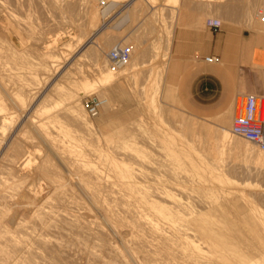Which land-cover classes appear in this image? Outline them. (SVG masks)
I'll return each mask as SVG.
<instances>
[{
  "label": "rangeland",
  "instance_id": "obj_1",
  "mask_svg": "<svg viewBox=\"0 0 264 264\" xmlns=\"http://www.w3.org/2000/svg\"><path fill=\"white\" fill-rule=\"evenodd\" d=\"M263 1L264 0H6L7 10H5V7L4 11L0 14V22L2 19L5 23L4 24L3 21L0 23V25H4L0 26L3 30L2 35L0 34V44H2L3 47L2 48L0 45V65L3 68L5 67L3 70L0 68L2 76L4 75L3 79H1L2 77L0 74V100L2 99L0 103L4 112L13 113L12 116L15 118L9 123V130H5L7 136L10 131L19 128L21 125L20 122L22 119L18 116L21 110L17 102H23L24 100V103L33 102L34 108L30 111L31 116L34 117L37 114L34 118L41 120L45 118L46 110L49 109L48 114L54 113L56 111L54 107L67 105L71 96L79 94L78 96L81 97L80 104L83 113L88 120L96 125L99 121L102 123L107 120H109L110 123H116L118 115L121 113L124 112L129 115L133 113L131 114L133 115V122L139 127V130L137 129L135 131L137 133H135V135H137L135 136V138H137L135 142L136 144L138 143V147L145 152L147 158H149L148 160L158 157L156 153H158L157 149H160V146L170 147L172 151L180 155L183 158V162L188 165L189 171H186L187 175L186 172H184V176L188 178L187 180H190L189 184L191 186L196 187L200 182H204L205 186H210V183H212L214 185L211 184V186L215 187L216 184L217 188H219L218 186L220 185L222 187L224 185L226 189L229 188L227 193H230L231 189V198L232 196L237 198L241 197L242 201L246 202V205L256 208L257 210L254 215L261 216L264 222V165L256 164L255 160H253V155H250L243 145L237 148L239 144H237L236 141L241 143L239 140L242 138L239 139L240 137L232 136L230 133V139L224 140L225 132L230 131L232 121L234 117H236L233 115L231 118L227 119L229 115V112H227L228 108H230V105L233 103L231 108L235 109L236 101L239 97L235 95L229 98L222 93L212 99L202 101L195 95L193 90L195 81L198 78L196 75L197 66L203 61L204 57L209 56L205 51L215 46H217L221 52L233 50L238 55L233 59L234 70L231 85H249L264 90V72L258 70L264 68L256 64H243L244 61L248 59L249 55H252V57L258 55L260 59L264 61V22L259 20L256 15ZM7 11H9V15ZM10 15H14L11 16L13 20ZM2 16H6L9 19L8 23L6 22L7 18L5 17V19ZM209 19L220 21L221 25L217 31L209 30L206 27V22ZM7 24H9V26ZM5 28L8 29L4 32ZM3 38L6 41H10L11 47L2 41ZM127 39H129V41L124 45L132 47V57L129 65L117 68V71H113L115 75L113 80L110 81L105 77V73L102 74L96 65L98 63L101 64V67H103L102 70L104 69V71L107 67L112 68L113 65L106 59V53L112 47ZM169 39L172 41L171 45L169 44ZM92 40L94 43L89 44ZM52 45L56 46V48L49 51ZM98 48H103L105 50L103 57H98ZM171 50L173 61H176L178 64L179 71L175 75L174 80H168V82H166V71L171 58ZM7 54L8 57L6 56ZM48 54H50V56ZM43 55H45V57ZM47 55L49 58H47ZM178 55H180V57H178ZM2 62L5 65H2ZM51 62H53L52 66H50ZM221 62L223 63V59ZM241 63L244 67H241ZM53 67H56V71ZM9 78H12V80ZM30 79L32 82H30ZM170 86L173 89H171ZM124 90L126 93L128 91V93L126 94ZM62 92L65 94L62 95ZM72 93L75 95H72ZM149 93H151L149 99L151 98L152 100H148L147 98V94L149 95ZM241 93L247 95L254 94L255 92L242 91ZM66 94L67 97H65ZM262 94L264 95L263 92ZM86 97H98L103 100H108L112 103V111L109 112L103 107L96 118L88 117L83 108V100ZM61 98L63 100H61ZM9 102H11V106ZM4 103H6L7 106H4ZM13 104L16 106L14 107ZM35 109L37 110L36 112L34 111ZM53 121L56 123L49 124V131L54 134L59 133L69 140L72 138V142L80 150L95 148L102 152L108 150L113 151L119 148L123 142L119 138V131H115V129L106 128L105 130L100 129L89 133L84 130L79 121H72L61 117H57L56 120L53 119ZM197 126H207L213 130L214 140L216 139L215 141L220 145V150L218 152L214 153L210 151L206 144H204L205 140L203 136L200 138V134H197L194 140L187 134L188 130L195 129ZM27 129L28 128H26V130ZM26 130L24 129V131ZM29 131L28 129L25 133L28 134ZM32 132L34 134V130ZM146 138L150 140L148 139L149 141H146ZM142 139H144V142ZM151 139H153V141H151ZM39 144L42 145L40 146L41 149L48 151L44 142L40 141ZM152 146H154L155 149H153ZM252 148L254 149V155L259 154L256 148ZM155 151L157 152L155 153ZM53 159L54 157H52V161ZM53 162L58 165V167L62 168H59L61 174H65L63 177H68L66 180L69 181L68 172L59 161L54 159ZM190 185L187 186L193 189ZM75 188H77L76 193L80 194L79 196L83 198L81 199L80 197L77 199H81L83 202L85 201L84 203L88 206L85 209L86 211L90 213L92 211L88 209L90 208L93 210L90 216L96 219V221L99 222L98 224H101L100 227L104 228L107 233L103 231L105 235L103 234L102 237L100 236L99 238H89V241L85 238L87 240H82L84 244H80L82 247H79L74 240L76 234L71 231L73 235L69 230H67V232L65 231L68 234L71 233L72 235H69L72 237L70 236V240L68 239V235H66L67 237L64 236L66 238L62 237V240L64 239L66 244L65 246L63 240V244L66 248L63 255L66 253L74 254H72V256L68 255L69 258H67V255H64V257H66L60 260V262L62 264L68 261V264H70V262H72L71 264H102V261L106 259V262L109 261L108 263L111 264L114 263L116 258L117 260H122L123 258L121 256H118L120 258L118 259V257L112 253L113 256L110 255L109 251L105 255L107 250L104 252L100 246H97L100 243L99 239L106 238L105 240L109 242V245L116 243L113 246L119 247V252L124 253L123 256H126L124 259L128 260L125 261L123 259V262L120 263V260L118 263L115 262L114 264H124L126 262V264H129V262L130 264H133V262L134 264H140L138 262L142 261V258L145 259L144 250L140 249L142 252L139 255H137L140 253L139 250H135L133 254L128 252L122 244L125 239H122V236L126 237V239L129 238V236H124L121 233L118 235L116 233L118 230L105 221L103 215L94 209L92 203L88 201L77 186H75ZM40 189L39 194L42 193L40 197L44 198L49 195L48 193H50V191L44 185H42ZM193 190L194 191L190 190L191 193L187 190V192L193 195V197L190 196L191 199L189 198V200L193 203L198 201V203L195 202V205H197L196 208L199 210L202 209L198 206L200 198L205 200L208 195L211 196L205 200L206 204L204 205L207 207V201L211 202L217 198L219 199V197L227 195L221 192L219 194L215 190L213 192L208 191L203 195L204 193L199 194V192H195L197 190ZM186 196L184 195V197ZM196 196H199L198 199ZM77 199L73 205L74 207H78V210L76 207L74 208L72 205H69L70 207L72 206L70 209L74 208L72 211L75 213L69 209V206L65 208L68 209L65 211L72 212V214L68 212V215L71 214L72 216H77L79 214L80 216L78 215V217L82 219L85 216L83 215L84 210L80 207H84V205H81L82 202ZM193 199H195V201ZM76 202L81 203L76 204ZM202 211L206 212V209H202ZM93 214L96 215L94 216ZM97 215L100 216L101 220ZM230 216L231 218L233 217V215ZM106 223H108V225ZM244 227L245 226H243V228ZM243 228L241 225L240 230ZM108 230L111 233L110 235H113L112 238H114V240L108 235ZM246 230L248 229H243L244 233L247 232ZM117 236L121 237L118 238ZM76 238L78 237L76 236ZM73 240L74 243H71ZM95 240L98 241L95 243L96 246L93 245ZM85 242H87V244ZM108 242L106 244H108ZM120 244L122 247L118 246ZM84 245L85 248L87 247L88 256L84 253L86 250L82 249ZM70 247L73 248L71 249ZM97 247L98 249L100 248L99 250L101 251H97ZM90 248H92V250ZM93 248H96L94 249L96 252L93 251ZM69 250H71L70 253H68ZM73 250L76 253L72 252ZM90 252L96 253L98 257L96 258L98 260H96ZM97 252H104V254H102L103 257H101V254L98 256L99 254ZM135 252L137 254H135ZM134 254L140 258H136L137 256L135 257ZM111 256L113 258H111ZM99 257L102 258H100V263L98 262ZM137 259L140 260L137 261ZM65 260L66 262H64ZM144 261L141 262V264H145L146 261ZM58 262L59 261H56L55 263L60 264V262Z\"/></svg>",
  "mask_w": 264,
  "mask_h": 264
},
{
  "label": "bare ground",
  "instance_id": "obj_2",
  "mask_svg": "<svg viewBox=\"0 0 264 264\" xmlns=\"http://www.w3.org/2000/svg\"><path fill=\"white\" fill-rule=\"evenodd\" d=\"M6 5V0H0V14L4 11ZM5 10H7V7ZM8 12L9 11H7V14ZM11 16L14 15H10V17ZM11 18L13 20V17ZM8 20L7 18V23ZM2 21L1 19V22ZM7 25L9 26V24ZM7 29L8 28H5L4 32ZM2 32L3 30L1 29V35ZM2 41L11 47L9 40L6 41L3 38ZM128 41L129 39L117 45H124ZM169 42L171 45V39H169ZM91 43H94L93 40L89 42V44ZM0 45L2 47V44ZM54 45H52V47L49 46L51 48L48 47L49 51L56 48ZM98 49V57H103L105 50L103 48ZM55 53L54 56L56 57ZM48 55L50 56V54ZM6 56L8 57V54ZM43 56L45 57V55ZM49 56L47 58H49ZM4 63L2 65H5ZM52 63L53 62H51L50 66L53 65ZM128 65L129 64L126 66ZM96 66L102 74L105 73V77L108 80H113L115 75L113 71H117V68L114 66L112 68L107 67L104 71V69L102 70L103 67H101V64L98 63ZM0 68L3 70L5 67L3 68L0 65ZM1 73L0 70V74ZM34 74L37 75L36 73ZM3 76L1 74V79H3ZM10 80H12V78ZM30 82H32L31 79ZM63 94L65 93L62 92V95ZM72 95L75 94L72 93ZM78 95L71 96L70 98L68 97L69 102L67 105H60L58 106L59 108L54 107L56 109L54 113L48 114L49 109L46 110L45 118L41 120L34 118L37 114L34 117L31 116L30 111L34 108L33 102L24 103L25 100L23 102L16 101L19 103L18 105L21 110L18 116L22 119V123L20 122L21 125L19 128L10 131L8 136L5 130L9 128V123L13 120L14 116H12L13 113H5L0 103V264H54L56 261L60 262V260L65 258L66 256L64 257V255L72 256V254H74L72 252L76 250L74 249L71 252L72 254L66 253L63 255L66 244L63 239L64 246L62 237L66 238V235H68L69 239L70 236L75 233L78 238H76V236V239L74 236L73 238L76 244L82 247L80 244L82 245L84 242H82V240L85 238L89 241V238H99L100 236L102 237L103 234L105 235V233H103V231H105L104 228L100 227L101 224L99 225V222L90 216L93 210L89 208L88 210L92 211L90 213L85 210L88 206L84 203L85 201L83 202L81 200L83 199L82 196L76 193L77 188H75V186H77L88 201L92 203L94 209L103 215L105 221L118 230V232L116 231L118 235L121 233L124 236H129L127 239L122 236V239L125 238L124 242L121 241L122 239L120 240L123 242L122 244L128 252L133 254L135 250H144L143 252L145 254H143L145 259L142 258V261L138 262L140 264L144 260L147 264H264V222L261 216L254 215L257 210L256 208L246 205V202L242 201L241 197L237 198L232 196L231 198V189L230 193H227L229 188L226 189L224 185L222 187L219 184L221 187L218 186L219 188H217L216 184L214 187L211 186L212 183H210V187L205 186L204 182H200L199 185L196 187L194 186L195 188L191 186L189 184L190 180H187L188 178L184 176V172L189 171L188 165L183 162V158L180 155L175 154L168 146H160V149H157L158 153L155 151L158 157L148 160L149 158H147L145 152L139 148L137 145L138 143L136 144L135 142V139H137L135 138V136H137L135 135V131L137 129L139 130V127L133 122V115H131L133 113L130 114L131 116L124 112L120 115L117 114L118 120L116 123H110L109 120H107L102 123L99 121L96 125L88 120L83 113L80 104L81 97ZM147 96L148 100H150L151 98L149 99V97L151 93H149V95L147 94ZM242 96L240 97L241 99ZM65 97H67V94ZM241 99L237 103V115L241 112ZM61 100L63 99L61 98ZM103 102V106L99 112H101L103 107L111 112L112 103L108 100H103ZM9 105L11 106V102H9ZM4 106H7V104L4 103ZM34 111L36 112L37 110L35 109ZM15 117L17 118L16 115ZM57 117L79 121L84 130L89 133L100 129L105 130L106 128L115 129V131L118 130L119 138L123 142L119 148L113 151L108 150L102 152L95 148L80 150L72 142V138L69 140L59 133L54 134L49 131V124H54L55 121H53V119L56 120ZM26 128L30 130L28 134L25 133L28 130H26ZM24 129L26 131H24ZM33 130L34 134L32 132ZM230 133V131L225 132L224 140L230 139ZM187 134L191 136L193 140L197 134H200V138L203 136L205 140L204 144H206L210 151L216 153L220 150V145L215 141L216 139L214 140L213 130L207 126H197L195 129L188 130ZM148 139L149 138H146L145 140L147 141ZM242 139L239 140L241 143L236 141V143L239 144L237 148L243 145L249 154L253 155V160H255L256 164L264 165V156H262L264 152L256 148L259 154L254 155V149L252 148L254 146L247 140ZM143 140L144 139H142V141ZM40 141L45 143L48 151L40 148V146H42L40 145L41 143L39 144ZM151 141H153V139H151ZM154 146H152L153 149H155ZM52 157L57 159L68 172L69 181L66 180L68 177H63L65 174H61L60 172L62 168L58 167V165L53 162L54 159L52 161ZM42 185L50 191V193H48L49 195L44 198L40 197L42 193L39 194ZM187 185L193 187V189L197 190L195 192H199V194L204 193L203 195H205L206 192H213L215 190L219 194L221 192L230 196L226 195L211 202L207 201V207L204 204H206L205 200L209 198L210 195L207 194L208 197L206 196L207 198L205 200L200 198L201 200L199 199L200 203L198 206L200 209H206V212H203L204 210L202 211V209L199 210L196 208L197 205H195V202L198 203V201L193 199L195 202H190V196L193 197L190 193L194 190ZM187 190L190 193L187 192ZM184 195L187 196L184 197ZM80 197L81 199L78 200L77 198ZM76 199L84 203L82 204L80 202L81 205H84V207L82 206L80 208L84 210L83 215L85 217L82 216V211L79 210L81 211L82 219L78 217L79 214H75L77 216L71 215L72 212H74L72 210L76 207L73 205ZM77 202L76 204H80ZM69 205H72L74 208L70 209L72 206L70 207ZM67 206H69V209L72 211H68L71 213L69 214L71 216L65 211L68 210L65 209ZM77 208L78 207H76V209ZM96 214L93 215L95 216ZM230 215H233V217L231 218ZM98 218L100 219V216ZM108 223L106 224L108 225ZM241 225L242 228L245 226L244 228L248 229L246 230L247 232L244 233V228L240 230ZM67 230L73 233L71 232L72 234L69 233L71 234L69 235L66 233ZM105 232L107 233V231ZM110 234L109 232L108 235ZM112 236L111 239L114 240ZM87 239H85V241ZM103 239H99L100 243L97 246H100L104 252L107 250L105 255L109 251L110 255L113 254L117 257L121 256L123 259L126 257L125 255L123 256L124 253L119 252V247L113 246L116 243L109 245V242L105 240L106 238ZM74 240L73 242L71 241V243H74ZM105 241H107L108 244H106L107 242ZM87 242L85 243L87 244ZM96 242L98 241L95 240L93 245H95ZM118 246H121V244ZM83 247L82 249L86 250L87 247L85 248V245ZM70 248L72 249L73 247ZM90 249L92 250V248ZM94 249L96 248H93V251H95ZM99 249L97 247V251ZM70 251L71 250H69L68 253H70ZM104 252H97L99 254L98 256L101 254V257H103L102 254H104ZM136 252L135 254H137ZM141 252L142 251L137 255L141 254ZM84 253L87 255V250L84 251ZM90 254H93L95 259L98 260L96 253L90 252ZM112 256L111 258H113ZM101 257H99V263ZM119 257L118 259H120ZM67 258H69V256ZM136 258L140 257L137 256ZM74 259L73 262L75 263ZM66 260L64 262H66ZM116 260L114 263H118L121 259ZM122 260L120 263L123 262ZM124 260L126 261L127 259ZM139 260L137 259V261ZM68 262L65 264H68ZM108 262L104 259L102 264H107ZM71 263L72 262H70V264ZM60 264L62 263L60 262Z\"/></svg>",
  "mask_w": 264,
  "mask_h": 264
},
{
  "label": "built area",
  "instance_id": "obj_3",
  "mask_svg": "<svg viewBox=\"0 0 264 264\" xmlns=\"http://www.w3.org/2000/svg\"><path fill=\"white\" fill-rule=\"evenodd\" d=\"M257 18L264 22V1L259 7ZM220 21L209 19L206 27L209 30L217 31L220 28ZM132 55V48L128 45H115L106 53V59L115 68H122L129 64ZM206 63L213 64L219 61L218 56L203 58ZM103 100L97 97H86L83 100V108L88 117L94 118L98 115ZM230 132L235 137L247 140L259 151L264 152V95L247 94L242 96L241 112L234 117Z\"/></svg>",
  "mask_w": 264,
  "mask_h": 264
},
{
  "label": "crops",
  "instance_id": "obj_4",
  "mask_svg": "<svg viewBox=\"0 0 264 264\" xmlns=\"http://www.w3.org/2000/svg\"><path fill=\"white\" fill-rule=\"evenodd\" d=\"M263 51V50H262ZM209 56H218L219 61L217 63L209 64L204 60L197 66L196 75L198 76L197 80L194 84V93L195 95L202 101L212 99L217 95L225 94L229 98L233 96H238L239 98L236 101L235 109H232L233 103L228 108L229 115L228 118H231L233 115L237 116V103L241 99L240 96L245 95L242 94V91H252L255 92V95H263L264 90L259 87H251L249 85L245 86H236L231 85V80L233 81V70H234V58L238 55L235 51H219L218 47L215 46L213 48H209L205 51ZM180 57V55H178ZM205 58V57H204ZM223 59V63L221 60ZM253 65L256 64L260 67L264 68V61L260 59L258 55L252 57L249 55L248 59L244 61L243 64ZM241 63V67H244ZM179 66L176 61H173V55L171 50V58L169 61V65L167 66L166 71V82L172 81L175 79V75L179 71ZM257 69V68H256ZM264 72V69H258ZM171 89H173L170 86ZM242 100V99H241Z\"/></svg>",
  "mask_w": 264,
  "mask_h": 264
}]
</instances>
